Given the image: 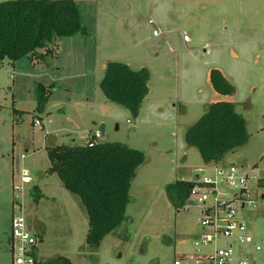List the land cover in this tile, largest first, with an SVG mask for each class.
I'll return each mask as SVG.
<instances>
[{
  "label": "rangeland",
  "instance_id": "rangeland-1",
  "mask_svg": "<svg viewBox=\"0 0 264 264\" xmlns=\"http://www.w3.org/2000/svg\"><path fill=\"white\" fill-rule=\"evenodd\" d=\"M74 2L86 34L63 37L56 58L0 61V264H10L9 220L17 203L39 238V262L64 256L74 264H196L192 255L212 248L197 252L193 246L197 207L188 198V208L175 209L164 187L192 180L204 164L185 146L184 134L218 98L208 80L211 69L232 86V95L221 98L235 104L248 134L244 146L218 163L264 173V0ZM153 29L159 33L152 35ZM109 61L148 70L149 92L135 118L101 93ZM37 83L51 91L40 110ZM100 123L104 133L95 141L126 144L145 160L130 183L125 220L93 250L84 243L88 222L80 200L47 173L45 145L82 144ZM21 171L30 182L16 193L12 184ZM248 218L249 233L264 239V215L253 210ZM260 244L255 264H264Z\"/></svg>",
  "mask_w": 264,
  "mask_h": 264
},
{
  "label": "trees",
  "instance_id": "trees-1",
  "mask_svg": "<svg viewBox=\"0 0 264 264\" xmlns=\"http://www.w3.org/2000/svg\"><path fill=\"white\" fill-rule=\"evenodd\" d=\"M75 34H86V29L74 0L0 1V61L14 63L27 58L36 64L54 59L59 41ZM148 80L145 67L133 69L127 63L109 61L104 65L99 86L108 102L135 118L149 92ZM208 80L218 98L206 104L203 114L184 134L185 146L194 148L205 164L220 162L248 139L245 120L236 112L235 104L221 98L232 95V86L217 69L210 70ZM50 92L37 83L38 110ZM88 136L93 138L89 133L86 140ZM86 140L78 145H45L50 163L47 173L56 174L61 185L80 200L88 222L84 243L96 250L102 238L125 220L130 183L145 157L140 150L120 142L97 141L88 146ZM194 183L176 179L165 185L166 197L175 209L183 207ZM33 198L37 200V196ZM34 264L74 263L64 256H55L41 262L35 258Z\"/></svg>",
  "mask_w": 264,
  "mask_h": 264
},
{
  "label": "built area",
  "instance_id": "built-area-1",
  "mask_svg": "<svg viewBox=\"0 0 264 264\" xmlns=\"http://www.w3.org/2000/svg\"><path fill=\"white\" fill-rule=\"evenodd\" d=\"M148 23L154 24L152 19ZM156 29L152 35H157ZM38 119L34 125H39ZM98 129L93 131V138L88 136L86 143L93 145L99 138ZM24 155L20 156L23 159ZM264 162V155H263ZM254 168L244 165L207 163L195 169L188 198L197 207L199 232L195 234L193 246L196 251L212 245L201 254L194 253L196 264H255L254 254L261 250L260 241L249 233V212L256 210L264 215V173L255 174ZM191 180V179H190ZM30 177L27 172L19 173V180L12 184L16 193L25 192ZM184 208H188L186 203ZM253 209V210H251ZM10 235L7 250L10 264H34L36 258L37 237L31 233L22 203H17L11 213ZM222 242L219 245V242ZM174 264H180L174 260Z\"/></svg>",
  "mask_w": 264,
  "mask_h": 264
},
{
  "label": "water",
  "instance_id": "water-1",
  "mask_svg": "<svg viewBox=\"0 0 264 264\" xmlns=\"http://www.w3.org/2000/svg\"><path fill=\"white\" fill-rule=\"evenodd\" d=\"M98 131L100 132L101 135H103V133H104V124L103 123L99 124Z\"/></svg>",
  "mask_w": 264,
  "mask_h": 264
}]
</instances>
